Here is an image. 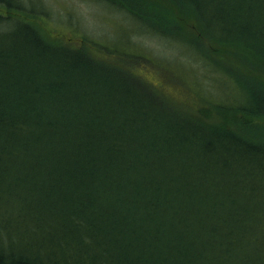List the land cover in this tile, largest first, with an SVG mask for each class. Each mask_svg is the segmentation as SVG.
<instances>
[{"label":"trees","instance_id":"trees-1","mask_svg":"<svg viewBox=\"0 0 264 264\" xmlns=\"http://www.w3.org/2000/svg\"><path fill=\"white\" fill-rule=\"evenodd\" d=\"M105 1L199 53L225 50L235 70L241 48L264 62V33L221 29L264 0L210 14L198 0ZM34 10L0 0V264H264V82L236 78L239 105L128 66L140 87H120V62L61 42Z\"/></svg>","mask_w":264,"mask_h":264},{"label":"rangeland","instance_id":"rangeland-1","mask_svg":"<svg viewBox=\"0 0 264 264\" xmlns=\"http://www.w3.org/2000/svg\"><path fill=\"white\" fill-rule=\"evenodd\" d=\"M143 1L150 3L151 7L159 3L158 0ZM198 1L203 6L207 2L205 10L208 14L219 12L224 5V0ZM23 2L28 9L40 12V19L45 26L51 29L54 35L63 38V40L54 38L55 40L83 49L84 39H87L93 50L95 45L98 46L96 53L102 60L104 58L114 63L120 62L123 66L118 67L123 69L121 72L127 81V84L120 87H140L138 83H129L130 76L125 74L133 72L126 67L128 66L141 78L145 73L148 79L155 75L153 79H157L161 84L156 85L157 87H171L184 97L185 89L191 94L189 87L199 90L202 94L199 89L201 87L222 104L239 105L244 104L246 100L240 84H236V78L244 83L248 76L254 75L256 79L264 82V62L248 54V51L238 49L246 58V63L244 67H237L235 70L234 65L227 61L228 53L225 50H217L220 54L218 57L209 51L210 44L202 43L205 47L202 51L206 57L203 53L197 52L194 44L179 41L174 36L164 37L158 34L145 18L131 14L105 0H23ZM248 7L257 9L259 5L250 4L247 8L239 10L243 17L240 22L234 19L236 16L229 14L230 18L221 24V29L231 30L236 34L237 32L250 34L252 31L264 33V21L259 19V17L264 19V12L258 11L255 15V11L252 13ZM147 14L151 16L149 12ZM252 16H257L256 23L253 22ZM128 56L133 57L126 58ZM119 57L125 61H120ZM249 71H252V74ZM146 78L143 79L147 80ZM112 80L114 79H108V87L113 86ZM229 111L231 109L218 114V119L232 118V112ZM203 116L210 118L211 111L205 110ZM236 116L241 117L240 114Z\"/></svg>","mask_w":264,"mask_h":264}]
</instances>
